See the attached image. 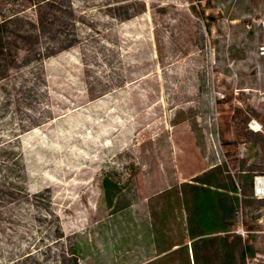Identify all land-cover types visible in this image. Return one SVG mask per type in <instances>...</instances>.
I'll return each mask as SVG.
<instances>
[{"label":"rangeland","instance_id":"374dc122","mask_svg":"<svg viewBox=\"0 0 264 264\" xmlns=\"http://www.w3.org/2000/svg\"><path fill=\"white\" fill-rule=\"evenodd\" d=\"M50 17L0 80V264H195L184 183L216 164L264 264V0H61Z\"/></svg>","mask_w":264,"mask_h":264},{"label":"trees","instance_id":"16d2710c","mask_svg":"<svg viewBox=\"0 0 264 264\" xmlns=\"http://www.w3.org/2000/svg\"><path fill=\"white\" fill-rule=\"evenodd\" d=\"M26 2L34 8V18L24 15L28 7ZM4 3L8 5H0V80L6 78L13 68L19 52L24 49L23 43L28 42L31 47V43L53 23L50 15L59 8L61 0ZM207 174L210 176L207 180L198 178L195 179L197 183H184V186H190L185 192V200L194 263L199 264L201 259L211 261L215 257L220 264H249V260L256 257L254 247L247 237L233 229L239 205V197L235 194L237 187L230 175H224L221 164H216ZM225 179L228 183L224 182ZM207 216L212 218L211 222ZM179 248L185 250L190 260L188 245ZM169 250L162 249V253L167 254Z\"/></svg>","mask_w":264,"mask_h":264},{"label":"built area","instance_id":"2783aa9c","mask_svg":"<svg viewBox=\"0 0 264 264\" xmlns=\"http://www.w3.org/2000/svg\"><path fill=\"white\" fill-rule=\"evenodd\" d=\"M253 190H254V195L256 197H264V173L257 175L255 177L254 183H253ZM242 232V234L245 233V231L242 230H236V232Z\"/></svg>","mask_w":264,"mask_h":264}]
</instances>
